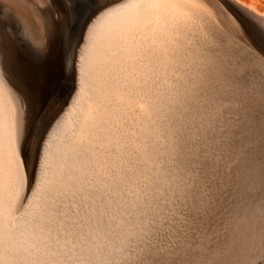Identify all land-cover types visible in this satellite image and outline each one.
Returning a JSON list of instances; mask_svg holds the SVG:
<instances>
[{
  "label": "snow or ice",
  "instance_id": "snow-or-ice-1",
  "mask_svg": "<svg viewBox=\"0 0 264 264\" xmlns=\"http://www.w3.org/2000/svg\"><path fill=\"white\" fill-rule=\"evenodd\" d=\"M37 7L54 12V25L49 33L45 24L40 42L25 30L27 55L0 17V66L26 88L22 112L21 95L11 90V106L0 105V187L23 188L15 211L35 190L52 130L68 104L69 68L75 81L77 61H86L98 33L131 9L135 30L146 31L139 57L163 68L137 91L163 98L166 114L143 141L105 147L114 163L101 183L55 192L45 214L63 228L43 249L21 247L10 226L0 227V264H195L187 241L208 214L213 186L246 179L255 190L257 174L264 247V121L253 139L252 128L246 133L245 124L234 122L228 105L216 107L221 93L211 87L237 52L264 66V15L240 0H43ZM37 58L46 66L39 75Z\"/></svg>",
  "mask_w": 264,
  "mask_h": 264
},
{
  "label": "bare ground",
  "instance_id": "bare-ground-1",
  "mask_svg": "<svg viewBox=\"0 0 264 264\" xmlns=\"http://www.w3.org/2000/svg\"><path fill=\"white\" fill-rule=\"evenodd\" d=\"M240 2L247 4L250 8L254 9L257 13L264 15V9L263 10L258 9L251 1L240 0ZM42 3H43V0H31V2H29V0H0V17L7 19V21H8L7 26L9 28V30L15 34L16 43L19 46H21L22 48H24L26 55L28 54L27 53V47L22 40V37H23L25 30H30L32 32L33 39H35L37 42H40L44 38L45 24L48 27L49 33H51V30H52L53 25H54V21L52 19L54 12L50 13L48 11H41L40 8L37 7V5H40ZM221 7L224 10H227L224 7V4L221 5ZM229 15H230V13H229ZM135 16H136L135 9H131V10L127 11L126 13L122 14L120 17L113 18L111 20V22L102 31H100L98 33L96 40H95V44L92 47L91 51L89 52L86 61H80V60L77 61L76 68L78 71H77V74L75 76V81L73 82V85L69 84L67 87V90L63 93V95H65V93L68 92V90L72 91L73 87L76 88L77 93L75 96V98H76L75 108L73 110H71L73 113L68 115L66 117V119L63 121V123L60 122L61 126L58 128V132H57V135L59 138L57 137L58 139L56 138L57 140L54 141V144L52 145V147L47 149L46 153L48 152V155H46L45 159H44L46 161V162L44 161V163H47V164L46 165L44 164L41 168L42 171H39L41 173L40 181L42 182V187H41L42 192L41 193L44 194L42 196H41V194H39V195L41 197H43L44 199L49 198V196L55 195V192L59 188L75 187L73 189L76 190L77 189L76 187L79 185V183H78L79 179L83 178V177H81L82 176L81 174L84 172V170H89V171L91 170V174L90 175L88 174V175L93 176V174H95L94 175L95 177H92V178H95L96 181H97V179H99L98 182H100L102 179V177H100L102 175L101 172L103 170L105 171V168L103 166L104 165L103 161H105V160L101 161V158L106 156L105 151H104L105 147L109 146L110 143H116V144L125 143L126 138H128L127 140H130L133 137H134V140H131V142H133V143L141 142L142 139L135 137L136 136L135 134H138L137 136H139L140 138L143 137L145 135L144 133H145V130L147 128L146 124L149 122L148 121L149 118L151 116H153V119H154V115L157 117V116H159V115H157V114H159L158 112H162V111H159L160 109H162V110L165 109V107L162 108L165 101L163 103L160 101L161 106H160V104L158 105V106H160V109L158 111L155 110V108L158 104L159 98L162 99L160 96L153 95V94H149L147 96H144L143 93H140L137 91V86L141 84L143 79H146L153 72H162L163 68H161L159 65H153L152 63L149 62L148 58L141 59L139 57L138 50L142 46V42H143V46H147V41L145 40L146 31L143 29H141L140 31H136L134 28ZM33 19H35L36 24L33 23ZM45 68H46V66L42 60H40L38 58L35 59V62L33 64V71L37 75H39L43 71H45ZM239 68H238V70H239ZM250 68H252V67H250ZM70 71L71 70L69 68L67 77L71 76ZM253 88H255V87H253ZM10 90L16 95H21V99L17 101V104L20 106L21 112H22V110H23V96H22V94L26 92L25 84L20 78H18V76L16 74L12 73L6 65L0 66V105L4 106L5 108L10 107L11 103H12V101L9 99V91ZM17 90H19V91L17 92ZM124 90H129L132 94L120 96L119 93L124 91ZM260 91H262V90H260ZM141 97H143V98H141ZM73 98H74V96H73ZM227 100H228V98H227ZM67 107H68V105H67ZM70 108H72V107H70ZM156 109H158V108H156ZM154 111H156L157 113L155 114ZM153 113H154V115H153ZM164 114H165V112H164ZM160 115H162V114L160 113ZM162 119H164V118H162ZM158 122H159V120H158ZM158 122H157V124L160 123V122L159 123ZM151 124L153 126L152 122H151ZM151 124H149L150 125L149 129L151 127ZM131 126H133V127H131ZM154 126H156V125L154 124ZM131 128H133V131H134V132H131L132 134L130 133ZM133 133H135V134H133ZM147 135H149V134H147ZM54 138H55V136H54ZM48 146H50V145H48ZM113 161H111V163H113ZM108 162L110 163V160L109 161L106 160V163H108ZM107 166H105V167L107 168ZM28 172H29V174H31V172H32L31 162L29 163ZM85 173H84V177H85ZM37 176H39V175H37ZM89 176H87V178ZM103 176H104V173H103ZM84 179L85 178H83L82 181ZM84 181H86V180H84ZM231 186H232V184H231ZM20 189H22V188H18L15 185L11 189H9L7 187H0V211H1L0 213L3 212V214L6 215L9 212L7 210H10V209L16 207L15 204L17 202V196H18V194H21V192H23ZM37 189H38V187H37ZM37 189H35V190L37 191ZM245 192H246V189H245ZM85 194L87 196V193H85ZM85 194H84V196H85ZM238 194H239V192H238ZM248 197H250V196H248ZM43 198H42V200H44ZM78 199H80V198H78ZM30 200H31V198H30ZM47 200H50V199H47ZM40 201H41V199H40ZM40 201L37 203H40ZM86 201H88V200H85V202ZM30 202L31 201H29V203ZM48 202L46 201V203H48ZM85 202H83V203H85ZM88 203L89 202H87V205H88ZM28 204H26L27 205L26 207L30 206ZM35 204L33 203V205H34L33 207H36L37 204L36 205ZM39 206L41 207V205H39ZM245 206H247V205H245ZM40 207H39V209H41ZM36 208H38V206ZM36 208H34V209L38 211V209H36ZM42 208H44V205ZM34 209L31 208L29 210L30 214H32L31 210H34ZM86 209H87V207H86ZM12 210L10 211L11 213H12ZM24 211H25V209H24ZM29 211H27V212H29ZM20 212H23V211H20ZM20 212H18L19 215H21ZM43 212L45 214V209ZM237 212H238V210H237ZM257 212H259V210ZM224 213H225V211H224ZM33 214H34V211H33ZM4 215L1 214L2 218H0V219L4 220L3 219ZM8 215H6V217H8ZM16 215H17V213H16ZM32 215H30V216L33 217ZM35 215H37V214H35ZM42 215L43 214H40V215L38 214V216H41V218L43 217ZM45 217L47 219L46 215H45ZM45 217H43V219H45ZM49 217H51V216L49 215ZM249 217H251V215ZM258 217H260V216H258ZM13 218H15V217H13ZM17 218H18V216H17ZM18 219H20V218H18ZM244 219H247V218H244ZM254 219H256V218H254ZM29 220H28V222H29ZM32 220H34V218ZM53 220L54 219H52V223H53ZM232 220H234V219H232ZM4 221L6 222V218ZM40 221L42 222L43 220H40ZM224 221H226V220H224ZM14 222H15V220H14ZM25 222H27V221L24 220L23 223H25ZM18 223H21V222H18ZM38 223L42 224L40 222H38ZM38 223H37V225H38ZM8 224H9V222H8ZM29 224L32 226V224L30 222H29ZM61 224H62V222H61ZM248 224H247V227H248ZM4 226H6V225H4ZM54 226H55V224H54ZM61 226H63V225H61ZM44 227H45V225H44ZM44 227L42 226V229ZM47 227H48L47 229H49V227H52V226H47ZM36 228L38 229V227H36ZM59 228H61V227H59ZM31 229H32V227H31ZM47 229L45 232L48 231ZM26 230H28V228ZM40 231H41V229H40ZM32 232H34V231H32ZM46 234H48V233H46ZM244 234H245V232H244ZM20 235H18V237ZM49 235H46V236L49 237ZM238 235H239V233H238ZM32 236L34 237V233ZM246 236H247V234H246ZM22 237H23V235H22ZM31 237H30V239H31ZM38 237H39V235H38ZM24 238H25V240L27 239L26 237H24ZM226 238H229V236ZM235 239L236 238H234V241H235ZM41 240H43V239H41ZM26 242H27V240H26ZM45 243H46V241H45ZM236 243H237V240H236ZM18 244L21 245V243H18ZM24 244H27V243H24ZM33 245L36 246L35 243H33ZM22 246H24V245H22ZM243 246H246V244ZM40 247H42V246H40ZM232 250H233V248H232ZM244 254H245V252H244ZM249 254H250V252H249ZM250 257H251V255H250ZM253 257H255V256H253ZM218 261L219 260H217V263H218ZM226 261H228V259ZM262 264H263V262H262Z\"/></svg>",
  "mask_w": 264,
  "mask_h": 264
},
{
  "label": "rangeland",
  "instance_id": "rangeland-1",
  "mask_svg": "<svg viewBox=\"0 0 264 264\" xmlns=\"http://www.w3.org/2000/svg\"><path fill=\"white\" fill-rule=\"evenodd\" d=\"M245 1H251L260 10L264 9V0H245ZM224 7L227 9V10H224V11L227 12L228 11L227 4H224ZM219 18L222 19L223 17H219ZM259 65L260 64L258 62H251L245 56V54L242 51L237 52V54H235L232 57L231 63L226 64L221 71H219L218 73L215 74V77H214V79L212 81V85H211V87H213L216 91L221 93V95L219 97V103L216 105V107H222L224 105H228L229 107L227 109V112L230 113L233 121L234 122L240 121L243 124H245L246 127L244 128V131L246 133L248 131V126H250L252 128V130H253V133H252L253 139H257V140H258V136H259L258 132H260V130H259L260 126H261L260 124H261L262 121H264V111H263L264 110V107H263L264 106V66H262V65L259 66ZM250 67H252V68H250ZM238 68H239V70H238ZM73 82H74V80H73V77H72V74H71V76L67 77L66 80L64 81L63 93L67 90V87H68L69 84L73 85ZM253 87H255V88H253ZM74 88L75 87H73L72 91L68 90V92H66L65 95H63L64 99L68 101V104H67L68 107L66 106L64 113L61 115V117L59 118V120L56 123V126L53 128L52 133H51L52 137H50V143H49L50 146H48L47 149L51 148L52 145L54 144V141L59 138L58 135H57V132H58V128L61 126V123H63V121L66 119V117L68 115L73 113L71 110H73L75 108V102H76L75 101L76 100L75 96H76V93H77L76 88L75 89ZM260 90H262V91H260ZM73 96H74V98H73ZM227 98H228V100H227ZM160 101L163 103L165 100L163 98L162 99L159 98L158 104L156 106V108H158V109L155 108L156 111H158L160 109V106H161V102ZM159 104H160V106H158ZM70 107H72V108H70ZM163 107H165V103L163 104L162 108ZM156 111H154L155 114L157 113ZM159 111H162V112H158L159 114H157V115H159L161 118L159 116L156 117L154 115V113H153L154 119H153V116H151L149 118V120H148L149 122L146 124L147 128H146L145 133H144L145 135L140 138L139 136H137L138 134L133 133V134L136 135L135 137H137L139 139H142V141H143L145 139V137L147 136V134H150V132H151L150 130H152V128H154V127H156L158 125L157 124L158 120H159L160 123L164 121V119H162V118H165L166 108L163 109V110L160 109ZM164 112H165V114H164ZM160 113L162 115H160ZM151 122L153 123V126H152ZM149 124H151L150 129H149V126H150ZM154 124L156 126H154ZM131 127H133V126H131ZM131 132H134L133 128H131L130 133ZM54 136H55V138H54ZM127 139L128 138H126V142L134 140V137L132 139H130V140H127ZM136 143H133V144H136ZM47 149H46V151H47ZM46 155H48V152L46 153ZM105 157L106 156L103 157L104 159L101 158V161L105 160V161H103L104 162L103 166L106 169L105 166L110 164L111 161H113L114 159L111 160L110 163L109 162L106 163V160L109 161V159L105 158ZM44 161H43V165L44 164L46 165L47 163H44ZM113 163H114V161H113ZM39 171H42L41 168L37 170V175H39V176H37V179L39 180V181L37 180V184L39 183L40 185L38 184L39 185L38 186L36 184L37 186L35 187V189H37V187H38L37 191L35 190L34 191L35 193L33 192V193L29 194V201H31V202L29 203V201H27V203H26V204L29 203L28 205H30V206L26 207L27 205L25 204L24 208H22L20 210V211H23V212L19 211L21 213V215H19L18 212L15 211V207L12 208L13 210L12 209L7 210V211H9L8 214L9 213L10 214L9 215L6 214L7 212L5 214L8 215V217L11 215L9 218L6 217V215H4L3 212L0 213V218H2L1 214L4 215L3 216L4 220L6 218V222L4 220L0 219V223H1L0 227L1 226L2 227L10 226L12 228V231L13 232L15 231L16 237H18V235H20L23 232L17 238V243H21V245L18 244L21 247L30 248L33 253H36L37 249H40V248L43 249V246L50 242L49 241V237L46 236V235H49V234L54 235L56 229L63 228V226H61L63 224H61L60 221H57V220L54 219L53 223H52V219L53 218L49 217V215H46L43 212L44 209H45V212H46V205L51 202V200H52L54 195L49 196V198H46V199L41 197L44 194L41 193L42 192L41 191L42 182L40 181L41 173ZM88 171L89 170H84V172L81 174L82 175L81 177L85 178L84 180H86V181L83 180L84 181L83 182L82 181L83 178L82 179L80 178L79 182H78L79 185L76 187L77 188L76 190L81 189L82 185L84 187L88 186L89 183H91L93 185L97 184V183H101L102 179H101L100 182H98L99 179H97V181H96L95 178H92V177H95L94 176L95 174H93V176L92 175L89 176L91 174V170L89 171L90 173ZM257 172H258V166H257ZM84 173H85V177H84ZM101 173H102V175L100 177H103V173L105 174V171L103 170ZM87 176H89V177L87 178ZM257 178H258V174H257ZM257 178H256V182L258 184L255 183V190H252L251 182L246 180V179L238 180V181H235V182L226 181L225 183L220 184L218 187L213 186V189H212V192H211V206L208 209V214L201 221H198L197 227H196V231H195L194 235L190 236L188 241H187V243L191 246V248L193 250L195 264H228V263L231 264L232 262H233L232 264H244V263L245 264H262V262L264 264V250H263L264 247L261 246V240H260V234H259V228H260V220L259 219H260V217H258L259 216V212H257L259 210V207H260V203L259 202H260V198H261L260 197V191H259V188H260L259 178L258 179ZM86 182H88V183H86ZM231 184H232V186H231ZM68 188H72L73 189L75 187H68ZM244 188L246 189V192H245ZM20 190L23 191V188L20 189ZM238 192H239V194H238ZM21 194H23V192H21ZM39 194H41V196ZM248 196H250V197H248ZM86 197L87 196L85 194L83 202H85V200H88V197L87 198ZM30 198H31V200H30ZM42 198L44 200H42ZM78 198H80V197L77 196L76 199L79 200ZM40 199H41V201H40ZM47 199H50V200H47ZM39 201H40V203H37ZM46 201L47 202L49 201V202L46 203ZM32 202L34 204L36 203L37 205L36 204L35 205H36V207L38 206V208L33 207L34 205H33ZM87 202H89V201H86L85 203H83L84 208H86V207L88 208L89 203L87 205ZM16 204H17V202H16ZM16 204H15V206H16ZM39 205H41V207ZM43 205H44V208H42ZM245 205H247V206L249 205V206L247 207ZM74 206H75V204H74ZM39 207L42 210L39 209ZM31 208L32 209L36 208V209H38V211L35 210V209L31 210L32 214H33V211H34V214L32 215V214H30V211H29ZM24 209H25L26 212L27 211H29V212L26 213L24 211ZM11 210H12V213L10 212ZM237 210H238V212H237ZM224 211H225V213H224ZM16 213H17V215H16ZM35 214H37V215H35ZM38 214L39 215L43 214L42 215L43 217H45V215H46L47 219H46V217H45V219H43V217L41 218V216H38ZM30 215H32L33 217H31ZM248 215L249 216L251 215V217H249ZM17 216L20 219H18ZM13 217H15V218H13ZM31 218L32 219L34 218V220H32ZM244 218H247L249 221L247 219H244ZM254 218H256V219H254ZM13 219L15 220L16 223L14 222ZM223 219L226 220V221H224ZM232 219H234V220H232ZM24 220L27 221V222L23 223ZM28 220L32 224V226L29 224ZM40 220H43V221L45 220V221L41 222ZM8 222H10V225L8 224ZM18 222H21V223H18ZM38 222H40L42 224H39ZM37 223H38V225H37ZM246 223L247 224L249 223L248 227H247ZM54 224H55V226H54ZM4 225H6V226H4ZM44 225H45V227H44ZM42 226L44 227L43 229H42ZM47 226H52V227H49V229H47L48 228ZM31 227H32V229H31ZM36 227H38V229ZM59 227H61V228H59ZM25 228L26 229L28 228V230H26ZM40 229H41V231H40ZM46 229L48 230L47 232H45ZM250 229H253L254 231H252L250 233ZM32 231H34V232H32ZM41 232L42 233L44 232L45 234L44 233L42 234ZM244 232H245V234H244ZM33 233H34V237L32 236ZM46 233H48V234H46ZM238 233H239V235H238ZM246 234H247V236H246ZM250 234L253 237V239L249 238ZM22 235H23V237H22ZM38 235H39V237H38ZM228 236H229V238H226ZM24 237L27 238L26 239L27 242H26ZM30 237H31V239H30ZM234 238H236L235 241H234ZM41 239H43V240H41ZM22 240L23 241L25 240V241L23 242ZM236 240H237V243H236ZM45 241H46V243H45ZM24 243H27L28 245L24 244ZM33 243H35L36 246H34ZM245 244H246V246H243ZM22 245H24V246H22ZM40 246H42V247H40ZM232 248H233V250H232ZM244 252H245V254H244ZM249 252H250V254H249ZM250 255H251V257H250ZM253 256H255V257H253ZM227 259H228V261H226ZM217 260H219L218 263H217Z\"/></svg>",
  "mask_w": 264,
  "mask_h": 264
}]
</instances>
